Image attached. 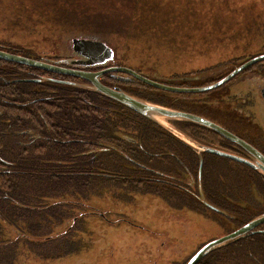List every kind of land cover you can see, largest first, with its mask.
<instances>
[{"label":"trees","instance_id":"obj_1","mask_svg":"<svg viewBox=\"0 0 264 264\" xmlns=\"http://www.w3.org/2000/svg\"><path fill=\"white\" fill-rule=\"evenodd\" d=\"M141 1L0 0V36L15 42L14 54L36 60L43 47L74 37L113 46L125 60L138 54L161 66L264 53V0H225L239 8L204 12L200 22L158 21L164 16L144 11L149 3ZM225 13L238 21L225 20ZM221 20L232 25L218 27ZM1 63L11 70H0L7 78L0 82V264L76 259L86 250L78 236L92 235L91 221L112 229L106 221L115 216L117 228L131 221L126 208L145 211L155 199L160 210L170 209L176 190L166 183L180 177L174 157L184 162L177 140L114 101L48 81L19 82L49 78ZM12 68L17 78L10 77ZM209 180L218 183L217 176L202 178L204 188ZM203 195L218 206L205 189ZM234 249L228 244L198 264H249L241 253L250 248L242 247L239 257L227 254Z\"/></svg>","mask_w":264,"mask_h":264},{"label":"flooded vegetation","instance_id":"obj_2","mask_svg":"<svg viewBox=\"0 0 264 264\" xmlns=\"http://www.w3.org/2000/svg\"><path fill=\"white\" fill-rule=\"evenodd\" d=\"M104 44L111 49L112 58L103 65L93 67L77 65L78 57L73 54L71 41L61 45L50 43L49 47H43V53L40 55L43 57L37 61L78 71L99 72L107 69H125L126 71L103 73L98 77V81L106 87L148 103L205 119L231 133L264 157V86L255 83L264 79V68L256 66L257 64L264 65V61L248 66L228 78L234 70L257 55L240 61L213 59L193 62L189 58L172 63L167 60V63H163L161 66L159 65L161 63L156 59H145L144 56L138 54L136 57H129L125 60L113 46ZM13 46H15L14 41L0 36L1 51L16 55L12 52ZM261 50H264V47ZM37 53L40 54L41 50H38ZM262 54L264 53L258 55ZM1 62L5 61L0 60V70H11L8 66L1 68ZM190 66H193V69L188 68ZM43 72L46 73L44 77L54 80L51 83L55 85H63L61 82L84 83L82 79L76 77ZM202 73L205 74L201 76ZM18 76L12 68L10 77L17 78ZM226 78L228 79L224 81ZM27 80L38 79H23L21 81ZM0 82H7V78L0 76ZM157 86L185 91L172 92ZM192 89L202 91H186ZM172 125L188 136L192 135L196 139L190 137L201 145L212 147L251 163L254 162L253 155L243 145L190 123L173 122ZM178 142V150L182 153L184 162L174 157L175 168L180 173V177L175 175L172 178L174 182L166 183L171 190L172 188L176 190L175 195L171 197L169 210L173 212L189 211L207 222L216 223L215 225L223 231L226 230V227L229 228V231L223 235L264 215V178L244 163L207 153L201 154V190L203 194L204 189L206 190L208 195L217 202L218 206L216 207L222 210L225 215L201 205L198 201L199 158L195 152L180 141ZM215 176L218 180L216 186L206 182L204 188L205 180L203 183L202 178L209 179ZM160 182L157 183L160 184ZM177 194L186 203L181 201L179 204ZM99 215L103 216V214ZM106 222L110 225L118 224L116 220L112 219ZM231 244L236 249L227 250L228 255L233 254L239 257L241 248L249 247L250 250L242 252L241 255L250 259L249 264H264V223L254 227L246 237ZM192 255H189L188 259ZM236 264L241 263L237 262Z\"/></svg>","mask_w":264,"mask_h":264},{"label":"rangeland","instance_id":"obj_3","mask_svg":"<svg viewBox=\"0 0 264 264\" xmlns=\"http://www.w3.org/2000/svg\"><path fill=\"white\" fill-rule=\"evenodd\" d=\"M141 2L149 3L142 5L144 11H152L164 16L157 19L158 21L167 19L184 22L185 19V22L189 20L200 22L204 15L207 16L206 12L217 15L219 12L235 11V8H239L238 5L230 4L225 0H142ZM228 16L225 13L224 19L238 21L236 17L228 18ZM226 25L232 24L221 20L218 27ZM1 68L6 66L1 65ZM188 68L193 69V66ZM255 83L264 86V79ZM154 201V204L145 211L133 212L130 208H126L125 212L130 215L131 221L121 223L117 228L113 225L110 229L108 226L91 221L87 226V232L90 229L93 236L77 235L84 240L83 244L86 247L80 257L59 262L48 261L44 264H184L189 255L202 244L224 234V231L215 224L189 211L165 212L159 209L163 204L157 199ZM146 206L148 208V204ZM111 219H115V216H111ZM26 260H19L18 264H24ZM28 262L36 264L31 260Z\"/></svg>","mask_w":264,"mask_h":264},{"label":"water","instance_id":"obj_4","mask_svg":"<svg viewBox=\"0 0 264 264\" xmlns=\"http://www.w3.org/2000/svg\"><path fill=\"white\" fill-rule=\"evenodd\" d=\"M71 46L72 51L75 56L78 57L76 62L77 65L82 67H93L98 65H103L106 61L112 58V51L109 47H107L103 42L94 39H83L81 38H72L71 39ZM0 60L14 63L17 65L34 68L46 72H50L53 74L64 75L69 77H76L82 79L84 83H74V82H61L63 85L70 86L74 89H79L83 91H87L88 93L97 94L104 98H107L111 101L116 102L117 104L121 105L122 107L132 111L133 113L139 115L140 117L150 121L154 125L158 126L165 132L172 135L182 144H184L187 148L195 152L199 158V171H198V201L204 207L225 215V213L208 203L202 193L201 185H200V170H201V154L207 153L219 157H224L230 160H234L240 163H244L257 172L260 176L264 178V157L260 155L257 151L250 148L239 139L234 137L231 133L227 132L226 130L222 129L221 127L205 120L200 117L182 113L179 111H175L172 109H168L165 107H161L158 105H154L148 103L146 101L140 100L138 98L129 96L124 92L117 91L115 89H111L102 85L98 81V77L106 72H113V71H126L125 69H107L99 72H89V71H78V70H70L66 68H61L58 66H53L44 62H40L33 59H28L19 55H12L5 53L0 50ZM264 61V54L257 55L247 61L245 64L234 70L230 76H234L241 72L248 66H251L255 63ZM214 71V70H213ZM211 72V71H210ZM226 78L224 81H226ZM44 81L54 82V80L47 79V80H27V81H19V82H31V83H43ZM161 89H165L167 91L172 92H181L185 90L180 89H173V88H166L162 86H157ZM186 91H202L200 89H192ZM173 122H184L190 123L199 127H202L206 130H209L216 135L225 138L229 141L238 143L243 145V147L250 152L254 157V162H248L234 155L222 152L220 150L214 149L212 147H207L201 145L200 143L193 140L190 136L183 133L182 131L177 130L172 123ZM264 223V215L250 221L249 223L245 224L244 226L236 229L235 231L228 233L226 235L220 236L218 238H214L206 243H204L201 247H199L193 255L185 262V264H198L202 259H204L207 255L223 248L224 246L234 243L242 238L246 237L248 233L257 225Z\"/></svg>","mask_w":264,"mask_h":264}]
</instances>
